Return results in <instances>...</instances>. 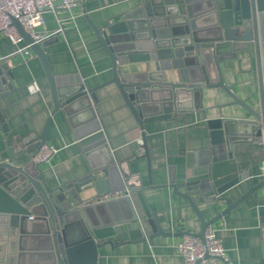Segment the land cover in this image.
<instances>
[{
	"label": "water",
	"instance_id": "95a60500",
	"mask_svg": "<svg viewBox=\"0 0 264 264\" xmlns=\"http://www.w3.org/2000/svg\"><path fill=\"white\" fill-rule=\"evenodd\" d=\"M86 17L108 52L113 70L109 80L92 88L62 85L54 74L47 52L58 39L57 33L36 42L13 18L44 67L53 114L62 108L73 121L76 114L90 112V118L80 124H92L78 131L79 138L95 130L96 90L110 83L118 86L142 130L147 122L203 107L206 87L222 88L231 103L241 105L250 117L207 119L210 144L202 151L206 177L177 182L171 168L169 186L188 200L201 223L199 232L177 234L161 227L136 188L140 185L134 181L137 175L124 167L128 160L116 162L108 155L103 168H93L56 187L49 185L31 157L47 141L50 116L43 131L27 143L26 161L16 164L11 149L7 160H0V264H98L101 248L107 244L143 242L158 235L192 234L204 240L209 225L264 187V166L261 179L255 182L254 168L243 169L235 154L240 144L264 140V0H140L121 20L102 27L87 13ZM252 49L258 78L256 106L225 83L221 69L222 60ZM128 62L149 65L145 70L125 72L121 66ZM169 71L175 79L169 78ZM13 77L8 63L0 62V99L15 88ZM4 128L8 130L7 125ZM8 141H12L11 134ZM142 147L150 169L145 133ZM103 148L108 150L107 145ZM100 172L105 176L100 177ZM244 180H249L248 190L231 201L226 193ZM91 188L95 194L83 198L82 192ZM216 202L224 208L206 219L199 204Z\"/></svg>",
	"mask_w": 264,
	"mask_h": 264
},
{
	"label": "crops",
	"instance_id": "0c3cea01",
	"mask_svg": "<svg viewBox=\"0 0 264 264\" xmlns=\"http://www.w3.org/2000/svg\"><path fill=\"white\" fill-rule=\"evenodd\" d=\"M139 2L82 0L81 6L72 11V16L67 11L60 12L66 17L63 29L57 33L58 39L48 46L47 55L62 85L67 83L76 87L84 84L92 88L113 76L110 56L88 22L86 13L98 27H102L121 20ZM45 20L49 32H56L61 26L54 12H46ZM16 49L11 39L0 33V62L8 63L15 86L0 99V160H7L11 149L16 164L26 161V149L30 146L27 143L43 131L51 116L47 142L52 143L57 152L50 161L40 165L43 178L49 185L56 187L89 174L93 168H103L108 155L116 162L128 160L129 164L124 167L137 175L134 181L140 185L136 188L156 213L165 231L177 234L200 231L201 223L193 207L169 186L170 170L174 169L177 182L206 177L208 166L202 162V151L210 144L206 121L219 117L249 118V113L241 105L231 103L232 98L222 88L206 87L201 98L203 107L147 122L142 130L118 86L110 83L96 90L97 102L93 105L97 122L95 130L83 133L79 138L78 131L92 124H80L90 118V112L76 114L73 121L62 108L53 114L51 88L41 60L33 51L24 54L15 52ZM148 65L128 62L121 67L125 72H134L145 70ZM221 69L225 83L239 97L256 106L258 78L254 50L241 51L237 57L222 60ZM168 75L171 79L176 78L173 71ZM34 79L40 85L37 93L28 89ZM143 133L151 157L150 169L142 147ZM9 134L12 135L11 143ZM104 145L108 150L103 148ZM235 154L243 169L254 168L255 182L259 181L264 166V140L240 144ZM99 176L105 174L100 172ZM248 188L249 180H244L226 194L234 201ZM94 194L95 190L91 188L81 195L87 199ZM134 198L140 204L137 195ZM222 208L224 205L218 202L199 204L206 219ZM213 225L232 264H264V187L242 200ZM183 236L158 235L143 242L107 244L101 248L98 264H184L177 248ZM36 248L40 249V245Z\"/></svg>",
	"mask_w": 264,
	"mask_h": 264
},
{
	"label": "built area",
	"instance_id": "2783aa9c",
	"mask_svg": "<svg viewBox=\"0 0 264 264\" xmlns=\"http://www.w3.org/2000/svg\"><path fill=\"white\" fill-rule=\"evenodd\" d=\"M82 0H0V33L8 36L17 46L15 52L31 54L30 45L13 23L16 18L22 27L36 41L41 42L63 29L66 17L60 12L67 11L72 16V11L81 6ZM54 12L61 24L56 32L46 30V12ZM30 92L40 91L38 80L34 79L28 84ZM57 152V148L50 142L42 143L31 157L34 164L41 165L50 161ZM177 248L183 256L184 264H232L226 248L217 234L213 224L205 230V239L192 234H185L177 243Z\"/></svg>",
	"mask_w": 264,
	"mask_h": 264
}]
</instances>
